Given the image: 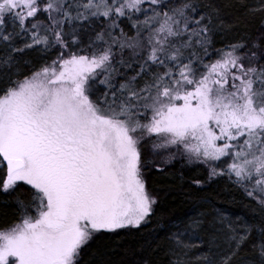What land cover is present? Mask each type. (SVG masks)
Segmentation results:
<instances>
[{"label":"snow or ice","instance_id":"6c2138e0","mask_svg":"<svg viewBox=\"0 0 264 264\" xmlns=\"http://www.w3.org/2000/svg\"><path fill=\"white\" fill-rule=\"evenodd\" d=\"M230 28L216 0H0V193L18 214L0 264H93L95 241L155 215L152 176L198 202L157 238L164 264H264V220L195 195L226 180L264 212V30L217 47Z\"/></svg>","mask_w":264,"mask_h":264},{"label":"trees","instance_id":"16d2710c","mask_svg":"<svg viewBox=\"0 0 264 264\" xmlns=\"http://www.w3.org/2000/svg\"><path fill=\"white\" fill-rule=\"evenodd\" d=\"M257 0H216L221 5L223 18L230 30L218 35L217 47L234 41L241 36L255 37L264 30V16L251 14L249 8ZM35 55V53H29ZM175 169V168H174ZM177 173L178 169H175ZM153 191L159 194L156 213L139 231L132 233L110 234L101 237L92 245L90 258L93 264H143L145 259L152 264H164L162 251H154V246L166 235L170 222L177 217L190 214L198 203L193 199L187 186L163 176L150 177ZM208 197L218 208L234 216H242L250 221L264 220L262 212L255 203L249 201L241 190L229 186L226 180L206 186L195 193ZM14 199L0 193V226L11 222L17 216Z\"/></svg>","mask_w":264,"mask_h":264},{"label":"rangeland","instance_id":"374dc122","mask_svg":"<svg viewBox=\"0 0 264 264\" xmlns=\"http://www.w3.org/2000/svg\"><path fill=\"white\" fill-rule=\"evenodd\" d=\"M263 28H264V25H263ZM172 167L175 168V169L180 170V166H179V164L173 165ZM253 201H254V200H253ZM255 203H257V202L255 201Z\"/></svg>","mask_w":264,"mask_h":264}]
</instances>
